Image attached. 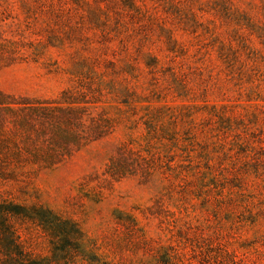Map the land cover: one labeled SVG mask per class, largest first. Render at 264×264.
Returning <instances> with one entry per match:
<instances>
[{
    "label": "rangeland",
    "instance_id": "rangeland-1",
    "mask_svg": "<svg viewBox=\"0 0 264 264\" xmlns=\"http://www.w3.org/2000/svg\"><path fill=\"white\" fill-rule=\"evenodd\" d=\"M0 264H264V0H0Z\"/></svg>",
    "mask_w": 264,
    "mask_h": 264
}]
</instances>
